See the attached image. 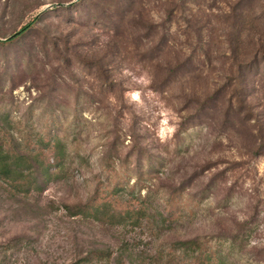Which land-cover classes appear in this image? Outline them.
Masks as SVG:
<instances>
[{"label":"rangeland","instance_id":"obj_1","mask_svg":"<svg viewBox=\"0 0 264 264\" xmlns=\"http://www.w3.org/2000/svg\"><path fill=\"white\" fill-rule=\"evenodd\" d=\"M0 41L5 125L73 154L43 193L0 181V264L115 245L58 209L110 177L122 197L172 202L174 222L118 231L140 249L207 237L226 264H264V0H0ZM238 67L244 84L225 77Z\"/></svg>","mask_w":264,"mask_h":264},{"label":"trees","instance_id":"obj_2","mask_svg":"<svg viewBox=\"0 0 264 264\" xmlns=\"http://www.w3.org/2000/svg\"><path fill=\"white\" fill-rule=\"evenodd\" d=\"M30 27L31 24L24 26L22 33ZM233 42L238 47L243 40L238 37ZM258 45H262L260 40L253 43V48ZM244 56L236 54L233 56L234 62H242L239 58ZM258 57L254 52L249 59L255 62ZM229 75L225 76L226 79L234 80L235 84H244L248 78L242 67L230 69ZM6 119L5 114L0 116V181L10 195L43 193L51 183L67 179L68 171H71L68 164L73 154L63 148L62 140L39 137L36 141L27 142L5 125ZM111 180L110 177L109 182L108 179L100 182L93 194L81 203L62 202L58 206L70 219L91 221L118 233L115 245L108 243L81 247L73 252L68 264H226L225 256L210 246L207 237L175 240L168 247L169 252L162 248L153 254L148 248L137 247L136 238L130 240L118 231L128 227L152 228L174 222V212L168 210L172 202L167 200L164 209L158 210L149 203V196H120L118 185L112 186Z\"/></svg>","mask_w":264,"mask_h":264},{"label":"water","instance_id":"obj_3","mask_svg":"<svg viewBox=\"0 0 264 264\" xmlns=\"http://www.w3.org/2000/svg\"><path fill=\"white\" fill-rule=\"evenodd\" d=\"M18 33H20V32L15 33L13 36L17 35Z\"/></svg>","mask_w":264,"mask_h":264}]
</instances>
